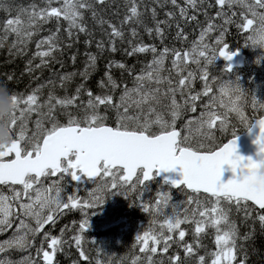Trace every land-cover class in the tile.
<instances>
[{"label":"trees","instance_id":"trees-1","mask_svg":"<svg viewBox=\"0 0 264 264\" xmlns=\"http://www.w3.org/2000/svg\"><path fill=\"white\" fill-rule=\"evenodd\" d=\"M251 7L263 12L264 0H0V107H27L28 135L34 124L41 130L35 150L48 133L69 125L154 136L175 121L180 129L189 117L192 139L181 145L214 152L257 117L248 125L230 111L212 124L194 118L204 104L203 68L185 66L186 55L216 38L243 47ZM213 64L203 71L213 72ZM174 110L186 113L174 118ZM183 193L188 206L167 212L152 204L143 211L150 201L135 193L110 215L119 224L102 230L82 227L76 209L66 216L52 211L59 216L53 224L25 244L0 249V264H264V210ZM223 239L230 262L219 258ZM53 244L49 262L44 253Z\"/></svg>","mask_w":264,"mask_h":264},{"label":"water","instance_id":"water-1","mask_svg":"<svg viewBox=\"0 0 264 264\" xmlns=\"http://www.w3.org/2000/svg\"><path fill=\"white\" fill-rule=\"evenodd\" d=\"M245 60L240 52H222L218 62L229 63L232 70L243 68ZM179 135L174 131L150 138L109 127L62 128L44 139L39 153L23 157L19 145H14L15 159L0 163V185L22 186L29 176L42 178L49 170L61 171L62 161L75 153L77 167L91 181L100 178L102 167L124 170L129 182L143 170V183L156 174L174 189L244 200L264 210V118L213 153L179 150Z\"/></svg>","mask_w":264,"mask_h":264},{"label":"rangeland","instance_id":"rangeland-1","mask_svg":"<svg viewBox=\"0 0 264 264\" xmlns=\"http://www.w3.org/2000/svg\"><path fill=\"white\" fill-rule=\"evenodd\" d=\"M253 11L254 9L251 7V13H253ZM246 29L249 31L250 37L247 52L250 59L248 70L251 71V76H249V83L251 84L254 80V67L257 68L255 69L256 71L258 69L263 70L264 75V12L256 10V14L252 16V20L247 23ZM219 40L220 38L215 40V44L218 43ZM209 45H211L209 42H203L200 47H207ZM215 49L217 48L214 46L198 49V53L201 57L195 61L194 58L188 56L185 59V66L188 65V62L189 66L192 64L197 65L199 63H204L205 58L209 59L206 60L208 63L210 62V58L217 59V56L210 53ZM263 75L259 74L258 76L262 77ZM260 77L254 82L255 90L252 95L253 103L250 105V109L255 114H259L260 111L264 110V79L260 80ZM241 78V75L234 74L228 76L226 80H216L215 91L208 93V99L212 101L211 104L202 106L204 109V116H206L204 119L205 123L212 124L215 120H218L224 112L229 111L235 112L243 120L249 119V113L246 110L248 106V99L246 98L248 80H243V78ZM240 79L241 82H243L242 87L245 90L236 89ZM195 96L198 95L195 94ZM8 107L11 110H7ZM15 107L16 104L10 103L7 107H4L2 114H0V124L4 125L2 127L0 126V154H7L10 152V148L6 147L5 139L11 138L12 134L7 127H14L16 122H20L21 124L25 121L24 109H27V107L20 105L17 110H14ZM200 114L201 112L199 111L193 117L198 118ZM212 119L213 121H211ZM185 123L189 127V117ZM65 169L66 171L62 176L55 177L54 173L49 175V177L46 178L49 182L33 181L24 190L10 188V190H13L12 192L15 194L17 201L15 210L8 197L4 199L7 203H2L1 205L4 209L0 210V242L3 243L0 249L12 247L13 241L24 242L30 234L42 229L52 218V211L55 210L54 207L57 209H64L66 206H75V209H77V205L86 206V203H88L91 205L86 208L91 210L98 205L99 208L104 209L103 211L92 213L96 217V223L92 222L88 217L86 218V224L88 226L96 225L97 228L103 229L119 224H114V219L110 218V215L115 209L119 208L121 204L125 203L129 196L138 193L146 199V195L151 191V201L153 197L157 195L154 194L156 189L164 190L160 184L153 181L144 185V189L142 188L140 179L137 183L128 184L123 181V177L119 173H107L104 179L99 180L97 184L86 185L85 180L75 168L74 160H71ZM63 185L75 188L74 192L76 194L81 192L86 193L87 196L84 200L89 201H84L77 197L74 200V196L68 191H65ZM145 189H148V191H145ZM10 196L13 195L10 194ZM168 198H171L170 195H168ZM180 200L184 202V200H186L185 196ZM156 201L158 205L160 203L159 198H157ZM41 203H43L42 206H39ZM54 246L53 244L49 251L44 253V257H47L49 262L54 258ZM230 246L231 245L227 244L224 239L221 241L219 257L221 260L227 262L231 257Z\"/></svg>","mask_w":264,"mask_h":264},{"label":"flooded vegetation","instance_id":"flooded-vegetation-1","mask_svg":"<svg viewBox=\"0 0 264 264\" xmlns=\"http://www.w3.org/2000/svg\"><path fill=\"white\" fill-rule=\"evenodd\" d=\"M0 126L2 127L3 125L0 124ZM182 127H183V126L180 127L179 131H180L182 134H184L185 136H188L189 134H188V133H184L183 130H182ZM29 139H30V138H29ZM181 139H189V137H184V136H182ZM0 158H1V156H0ZM23 189H24V188H23ZM5 198H6V195L3 194L2 189H0V209H1V208H4L3 206H1L2 203H4V204L7 203V202L4 201ZM42 204H43V203H41L39 206H41ZM86 204H87L86 207H88V206L91 205V204H88V203H86ZM103 209H104V208H102V209L99 208L98 205H97L95 208L91 209V210L87 209V211H88V217H89L90 219H96V217H95L94 215H93L94 218L92 217V213H93V212H100V211H103ZM14 210H15V208H14ZM64 212H65V210H64ZM25 243H26V242H23V244H25ZM55 247H56V246H54V250H55ZM48 251H49V250H48Z\"/></svg>","mask_w":264,"mask_h":264},{"label":"bare ground","instance_id":"bare-ground-1","mask_svg":"<svg viewBox=\"0 0 264 264\" xmlns=\"http://www.w3.org/2000/svg\"><path fill=\"white\" fill-rule=\"evenodd\" d=\"M263 12H264V11H263ZM165 48H166V47H165ZM168 50H169V49H168ZM176 50H178V49H176ZM165 51H166V49H165ZM169 52H170V51H169ZM175 52H176V51H175ZM163 55H164V54H163ZM158 56H159V55H158ZM160 56H161V55H160ZM156 57H157V56H156ZM156 57H155V59H156ZM157 58H158V57H157ZM166 58H167V57H166ZM159 60H160V59H159ZM163 60H164V59H163ZM155 62H156V61H155ZM152 68H153V67H152ZM149 69H150V68H149ZM149 69H148V70H149ZM154 70H156V69H154ZM152 71H153V70H152ZM149 72H150V71H149ZM149 72H148V73H149ZM146 74H147V73H146ZM142 76H143V75H142ZM137 78H138V77H137ZM141 78H143V77H141ZM141 80H142V79H141ZM144 80H145V79H144ZM138 83H139V82H138ZM142 83H143V82H142ZM141 86H142V85H141ZM141 86H140V87H141ZM184 101H185V102H189L188 99H185ZM185 113H186V112H185ZM185 113H178L177 110H174L173 116H175L174 118L178 117L179 115H181L180 117H182V116H184ZM174 118H173V119H174ZM222 118H223V114H222V116H221L218 120L220 121V120H222ZM213 119H214V118H213ZM213 119H212L211 121H213ZM208 124H209V123H208ZM182 130H183L184 133H188V134H189V129H188V128H186V127H182ZM48 182H49V181H48ZM33 188H34V187H33ZM37 189H38V188H37ZM34 190H35V189H34ZM32 191H33V190H32ZM36 191H37V190H36ZM37 192H38V191H37ZM25 194H26V193H25ZM26 195H27V194H26ZM32 196H33V195H32ZM29 200H30V199H29ZM30 202H31V201H30ZM27 203H28V202H27ZM34 204H35V202H34ZM34 204H32V205H34ZM30 206H31V205H30ZM27 243H28V242H27ZM34 246H35V245H34Z\"/></svg>","mask_w":264,"mask_h":264}]
</instances>
